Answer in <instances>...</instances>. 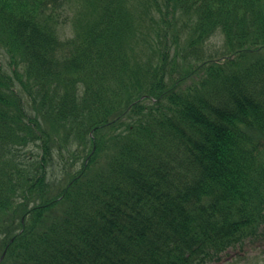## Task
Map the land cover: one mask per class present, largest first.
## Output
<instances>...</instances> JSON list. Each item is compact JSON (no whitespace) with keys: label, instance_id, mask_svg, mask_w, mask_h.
Listing matches in <instances>:
<instances>
[{"label":"trees","instance_id":"trees-1","mask_svg":"<svg viewBox=\"0 0 264 264\" xmlns=\"http://www.w3.org/2000/svg\"><path fill=\"white\" fill-rule=\"evenodd\" d=\"M82 1L62 42L60 0H0V264H207L260 241L264 0H168L189 26L166 9L140 61L126 0ZM56 151L81 163L54 190Z\"/></svg>","mask_w":264,"mask_h":264},{"label":"rangeland","instance_id":"rangeland-1","mask_svg":"<svg viewBox=\"0 0 264 264\" xmlns=\"http://www.w3.org/2000/svg\"><path fill=\"white\" fill-rule=\"evenodd\" d=\"M64 11L59 18V25L57 29V36L60 41L64 42L70 38L75 30L73 29L74 22H86L94 17V12L85 4L78 3L77 0H63ZM66 8V9H65ZM124 9L127 11V20L134 32L131 36L132 51L138 61L145 59L149 56V45L155 37L157 27L163 26L161 20L164 12L167 9V16H165L170 23L172 22L176 27L187 24L189 26V19L186 15L181 14L179 10L174 9L173 2L168 3V0H126ZM175 12V14H173ZM172 14V16H171ZM78 16L77 21L75 20ZM207 49L209 52L216 51L222 43V36H212L207 41ZM0 63L4 72L10 73L13 69L9 63V56L5 49L0 46ZM25 107L33 110L29 103H25ZM47 127L46 122H42ZM61 151H63L61 149ZM68 155L64 152L60 155L57 151L54 153V162L62 164L68 161ZM62 160V161H61ZM72 161V160H71ZM71 163V162H70ZM67 166V169L60 171L64 176H59L56 171L53 173V168H49V173L52 174V179H59L57 183L53 184L54 187H62L68 180L74 168H78L81 163V158L75 159L73 166ZM264 228V226H263ZM264 235V233H263ZM1 254V250H0ZM228 260L229 262H227ZM208 264H264V236L261 240L246 241L243 246H236L229 248L222 256L220 262H212Z\"/></svg>","mask_w":264,"mask_h":264}]
</instances>
